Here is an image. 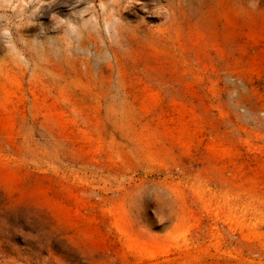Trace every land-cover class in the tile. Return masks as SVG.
Masks as SVG:
<instances>
[{"label":"rangeland","instance_id":"1","mask_svg":"<svg viewBox=\"0 0 264 264\" xmlns=\"http://www.w3.org/2000/svg\"><path fill=\"white\" fill-rule=\"evenodd\" d=\"M0 264H264V0H0Z\"/></svg>","mask_w":264,"mask_h":264}]
</instances>
